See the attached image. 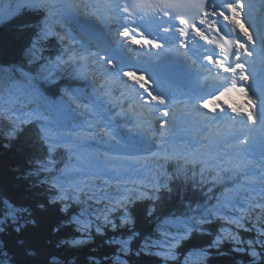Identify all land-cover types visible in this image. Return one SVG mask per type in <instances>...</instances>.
I'll return each mask as SVG.
<instances>
[{
	"label": "trees",
	"instance_id": "16d2710c",
	"mask_svg": "<svg viewBox=\"0 0 264 264\" xmlns=\"http://www.w3.org/2000/svg\"><path fill=\"white\" fill-rule=\"evenodd\" d=\"M35 4L21 3L0 22V81L17 68L41 77L45 94L56 99L85 84L66 61L56 67L54 84L46 79L52 56L42 54L50 46L40 32L44 11ZM35 48L40 58L31 57ZM5 114L0 111V264H264V140L261 158L252 162L234 160L225 143L198 152L154 146L146 158L129 160L139 171L120 166L125 159L99 155L108 165L97 173L100 189L92 193L88 167L96 163L88 152L93 143L106 145L105 132H72L67 137L80 144L69 145L59 139L62 132L42 131L37 123L18 126ZM180 227L184 236L162 254L165 232ZM196 254L206 256L192 259Z\"/></svg>",
	"mask_w": 264,
	"mask_h": 264
},
{
	"label": "rangeland",
	"instance_id": "374dc122",
	"mask_svg": "<svg viewBox=\"0 0 264 264\" xmlns=\"http://www.w3.org/2000/svg\"><path fill=\"white\" fill-rule=\"evenodd\" d=\"M48 2L51 3V0H49ZM19 9L20 4H16L15 6L10 1L8 2L5 0H0V22L7 20L17 14L19 12ZM60 9L61 8L59 7V4L53 3V12L49 14L48 19L51 18L52 20L54 19V21H48L46 25L43 26L42 30L44 35L51 37L55 34V31L57 32V30H55V27H58L57 25H55L56 21L58 23L59 21L64 19H62V17L59 15ZM64 24L66 23L64 22ZM74 28L76 30V33H78V26L75 25ZM65 34L70 39L71 36L68 35V33ZM255 34V40L262 52H260L258 59L254 63H252L251 66L248 67V69H246L244 75H241V78L239 77L241 83H243L245 86L238 88L236 91H233V93L227 96L228 98L225 97L226 106H230V99L233 98V95H236V93L240 94L241 103L240 106L235 109V112L242 113L243 116L240 119L241 122H238V125H247L246 121L248 120V118H251L256 122L254 125V129L249 130V135L248 133H241L240 129L236 128L237 121L235 120L234 122H230V128L226 127L224 124L222 126H210L214 127L216 130L226 129L228 132L227 135L222 134V132L214 131L210 127L206 128L200 126V129L202 131L199 134L201 138L197 139L196 141V145L198 147L197 151L203 148L204 144L210 140L211 136L216 138L219 134H221L228 139V143H233V147L236 149L234 151V160H239L240 162L247 160L252 162L255 159L261 158L256 147V141L250 137L255 138V136H257L258 138L260 136L258 131L264 130V56H262L261 54L263 53L264 55V29L262 30L263 42H261V36L259 35V33ZM79 38L85 43L89 42L87 40V37L83 36L82 34L79 35ZM59 41L62 42L61 36ZM63 44L64 46L67 45L65 43ZM72 46L75 45L72 44ZM86 48L83 49L84 53L81 51H75V57L84 63V67L86 65L85 70L83 71L84 73H86V71H92V73L97 76V74L99 75V71L98 68L95 69L96 65L101 66L103 64V58L106 59L103 55L108 53V51L102 47L97 46V43H93V47L90 48H94L98 52L94 53V55H96L94 57L96 60L99 59V61L98 64H88L89 60L87 59V57H85V54L89 55L91 53L93 54V52H91V49L86 51ZM63 53L66 54L67 52L63 51ZM107 62L109 64V69H112V67L117 65L114 60L107 59ZM132 67H130V70L132 69V71L135 72H142L136 67ZM55 68V64L51 65L50 72L48 73L49 77H46V79L51 80ZM6 71H10V69ZM8 74L9 78L4 80L5 83H1L2 81H0V111L6 112L5 115L8 117H16L17 121L15 123H17L18 126L20 125L18 123L23 122L37 123L40 130L50 132L54 135H57V132H62L64 129L73 130L78 127L82 129L93 128L97 130L96 133H98L99 131L105 132V136L109 138V142H107L106 145L93 143L91 145V153L88 152V155L92 156L91 159H93V161L96 163V165H94L93 167H88V173L92 176L94 182V184L92 185L93 190H91L92 193H95V190L100 189V184L97 182V173L99 171H102L104 169V166L107 167L108 165L102 163L100 159L102 157L99 156L105 154L106 148L113 151L109 153L110 157L108 159H116L118 161H120L121 159H125L126 163L121 162L119 164L120 166H127L133 169L135 168L136 171H139L141 169L140 166L136 167L135 165L131 164L129 160H142L146 158L142 156H148V151L143 149L151 146L152 142L148 138L139 137L134 131L130 130H127L128 135L116 137L119 129L114 125V123L112 124L111 119H106L107 122L105 121V118H99L97 120L95 119V116H102L104 114V110L98 107V104L93 101V97H86V95L83 94L82 91L74 90L66 92L64 96L59 97L58 99H52L45 94L44 90L39 84L41 77L37 78L32 75V73L28 74L17 68L12 69V71H10ZM130 78L134 77L130 76ZM103 82L105 83L104 80H101L100 84L103 85ZM161 85L162 84H158V88L160 89L161 93L163 92V94L166 95V93L164 92L165 90L162 89L163 86ZM166 90L171 91L169 92V95L171 96L175 94V92L173 93L170 88ZM229 91H222V93L224 96H226V94H228L227 92ZM219 97L212 96L211 102L207 103L215 105V103L213 102H215V100ZM108 100L110 101V99ZM215 106L218 107V105ZM198 108L203 110L205 108V102L202 100L199 101ZM208 108L209 110L205 108L206 110L203 111H206L208 114H210V111L215 112V109L213 110L212 106ZM253 111H256V113L252 115ZM88 113L93 115L94 119L90 118V116L87 115ZM162 120L166 121H162L159 124H154V127L156 125L160 126V129L157 128L158 131H163L161 138L156 140L155 144H157L161 140V142L163 143L162 145L170 146L172 143L170 139L172 138H177L180 141L188 140L184 138L185 133H182L181 131L173 133V127L171 126V122L173 121V119H171L170 117H163ZM102 121H105L106 124H103V127L99 125ZM212 132L216 134L210 135ZM65 140L66 139H63V141ZM81 144L85 145L84 143ZM139 152L140 154L138 156L132 157L134 154ZM72 183L73 185L77 184V182L75 181H72ZM57 186L58 185L55 184V187ZM87 198H92L94 202L99 200L89 196H87ZM104 198L107 200L109 199L107 195ZM110 199L111 200H109V202H115V199H112L111 197ZM172 226H177V223L172 224ZM180 230H182L181 227L177 231L168 229L165 232L167 237L164 238V241L160 244V246L165 250L161 251L162 254H164L166 250H170L171 246H173L177 238L181 239L180 237L184 236V233L180 232ZM79 242H82V239L73 241L72 243H70V245H74L75 243ZM205 256V254H196L192 259L200 260Z\"/></svg>",
	"mask_w": 264,
	"mask_h": 264
},
{
	"label": "bare ground",
	"instance_id": "6f19581e",
	"mask_svg": "<svg viewBox=\"0 0 264 264\" xmlns=\"http://www.w3.org/2000/svg\"><path fill=\"white\" fill-rule=\"evenodd\" d=\"M79 1H82V0H79ZM78 1V3H79V6L77 7V10H79V12L81 11H85L84 10V8L86 9V7H84L83 5H81L80 4V2ZM112 1H114V0H107V2L109 3V4H114ZM90 6H91V4H90ZM90 6H89V8H90ZM114 6H115V9H113V14L115 15V22L116 23H118V25H121L122 24V16H121V13L119 12V7L116 5V4H114ZM94 10H95V12H97L96 11V9L94 8V6H91ZM83 8V9H82ZM82 9V10H81ZM98 13V12H97ZM88 15V13L87 12H83V15ZM63 24H64V22H63ZM113 27H114V22H113ZM114 43H116V41L114 40ZM261 44V43H260ZM120 46L122 47V49L124 50V53H125V55L127 56V57H131L132 56V54H133V52H132V50L131 51H129V49L130 48H127L124 44H120ZM70 46H68V48H69ZM59 50L61 51V52H63V50H62V48L59 46ZM119 50V49H118ZM137 54H141V56L143 57V56H145V55H143L142 53H140L139 51H135ZM136 55V54H135ZM158 55V54H157ZM89 56H91V57H89ZM94 56H96V55H94V54H89V55H86L85 54V57H87V59L89 60V63L88 64H96L95 63V61H96V59H95V57ZM103 56H105V55H103ZM107 57V56H106ZM129 59H131V62L133 63V62H135L136 60H135V58H134V56L132 57V58H129ZM141 59V58H140ZM101 66H103V64L101 65ZM135 66H138V65H135ZM137 68H140V67H137ZM141 69V68H140ZM243 69V68H242ZM241 69V70H242ZM132 70V69H131ZM205 71V67H203V66H196V67H192V71H194V73L195 74H199L200 72H202V71ZM240 70V71H241ZM240 71L238 72V74L240 73ZM208 72V71H207ZM101 73L103 74V76H105L106 77V74L104 73V72H102L101 71ZM130 73H132L133 75H131V77H134V75H137L138 77H137V79L134 77V82H138L139 80L141 81L142 80V83H144L145 85H146V87L147 88H149L150 89V93L151 94H158L159 92H158V90H159V88H158V84H160V83H162V85L164 84L166 87H171V88H179V87H174V86H172L171 84H169L168 82H166L164 79H162L161 78V76L163 75L162 74V70L161 69H158V70H156V71H151V72H149V75H146V73H142V74H140L141 72H136V73H133V71H131ZM150 74L152 75V76H150ZM238 74H237V76H238ZM98 75V74H97ZM155 76H159V80H154V77ZM237 76H234L233 78H234V80H236L237 82H241V80L239 79V78H237ZM183 80H184V82H187L188 81V83H190V80H189V78L187 77V76H185V75H183ZM104 83V82H103ZM122 83H124V81H122ZM167 89H169V88H167ZM99 90V89H98ZM166 90V89H165ZM177 94H173V96H172V98L174 99V98H178V95L176 96ZM109 96V97H108ZM225 97L226 98H228L227 96H224V95H222L221 97H219V98H217L216 100H215V102H213V103H215V105H218V106H222V108L224 109V110H226V104L224 105L223 104V101H224V99H225ZM99 98H102V99H104V100H107L108 102H109V100L108 99H110V101H112L114 98L111 96V95H105V96H102V97H99ZM211 98H212V96H210V97H204V96H197V99H196V101H195V103H197V100H203V101H206V102H211ZM238 99V97H236L235 99H232L231 101H236ZM160 100H162V99H160ZM181 100V99H180ZM121 104V103H120ZM217 110V109H216ZM218 111V110H217ZM139 112L142 114V115H144V114H146V111H145V109L142 107L140 110H139ZM94 119V118H93ZM20 126V125H19ZM159 133H160V135L158 136V138L156 137V138H152L153 139V141L155 142L156 140H158V139H160L161 138V134H163L162 133V131H159Z\"/></svg>",
	"mask_w": 264,
	"mask_h": 264
},
{
	"label": "water",
	"instance_id": "95a60500",
	"mask_svg": "<svg viewBox=\"0 0 264 264\" xmlns=\"http://www.w3.org/2000/svg\"><path fill=\"white\" fill-rule=\"evenodd\" d=\"M166 73L168 75V78L171 82L180 84V78L179 74L176 71L171 70H166Z\"/></svg>",
	"mask_w": 264,
	"mask_h": 264
}]
</instances>
